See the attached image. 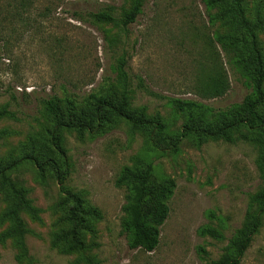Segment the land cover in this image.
Segmentation results:
<instances>
[{
	"label": "rangeland",
	"instance_id": "obj_1",
	"mask_svg": "<svg viewBox=\"0 0 264 264\" xmlns=\"http://www.w3.org/2000/svg\"><path fill=\"white\" fill-rule=\"evenodd\" d=\"M246 0L252 18L256 3ZM136 0H0V165L35 152L57 157L51 143L52 116L44 100H58L64 113L74 101L77 113L92 109L91 94L118 101L126 92L128 110L159 117L166 139L177 134L188 117L212 118L217 109L241 102L250 91L241 69V53L217 36L232 33L229 21L216 17L218 8L203 0H141L135 20L124 25ZM109 9L118 23L87 14ZM264 52V30L259 33ZM124 61L126 79L117 68ZM219 79L228 90L212 96ZM179 101L186 102L184 104ZM69 173L66 184L81 194L88 208L83 251L66 252L53 245L55 235L70 227L66 201L54 172L40 177L29 161L8 175L26 190L38 217L22 212L27 225L28 259L15 237L3 238L11 223L3 214L12 203L0 189V264H212L232 251V241L246 215L254 211L252 195L262 186L263 151L256 141L185 137L179 150L155 147L147 132L114 118L96 135L81 137L62 131ZM147 162L158 181L174 182L167 200L169 216L153 251L132 248L124 228L129 186L117 185L124 168ZM1 188V186H0ZM214 229L219 236L204 233ZM27 259V260H26ZM240 264H264V216Z\"/></svg>",
	"mask_w": 264,
	"mask_h": 264
},
{
	"label": "trees",
	"instance_id": "obj_2",
	"mask_svg": "<svg viewBox=\"0 0 264 264\" xmlns=\"http://www.w3.org/2000/svg\"><path fill=\"white\" fill-rule=\"evenodd\" d=\"M209 8H218L216 17L229 21L234 30L217 36V39L226 46H232L241 53L239 60L241 69L248 77L250 91L241 102L234 103L224 109H217L212 118L195 114L192 102H188V117L185 124L177 134L170 137L171 143L163 145L165 125L159 117H148L144 112L136 114L128 110V96L124 92L118 101L107 97L91 94L92 109L77 113L73 108L74 101H68V111L64 113L58 100L49 98L44 100L46 110L52 116L53 128L50 131L51 143L55 147L57 157L44 156L40 153L30 152L19 159L11 160L0 165L1 190L7 192L12 203L3 214V219L11 223V228L6 230L2 237H15L20 246L19 261L28 259V250L25 235L27 225L22 217V212H28L32 217H38V210L26 196V190L19 187L8 175V172L24 161H29L38 170L40 177H44L47 170L54 172L60 184V190L66 201L71 203L66 219L70 223L67 230L57 233L53 245H64L66 252L83 251L86 244L83 233L87 229V216H99L95 208H88L81 194L74 191L66 184L69 173V162L66 149L62 145V131L75 130L81 137L85 133L96 135L103 131L106 123L114 118L124 119L133 129L145 131L152 144L161 149L179 150L178 144L185 137H193L199 143L209 139H223L227 142L237 140L256 141L263 151L261 166L262 186L252 195L251 205L254 211H249L243 226L238 229L235 240L232 241V251L224 254L220 259L213 260L212 264H240L252 239L262 224L264 216V52L259 38V33L264 30V4L256 3L252 18L247 15L246 0H203ZM141 0H136L133 8L125 13L122 20L124 25L133 22L140 12ZM87 14L104 22L118 23L119 19L109 9L90 10ZM124 61L117 68L118 74L124 79L126 72ZM126 79V78H125ZM229 88L227 80L219 79L209 89L212 96H221ZM184 104L186 102L179 101ZM12 114L4 106L0 116ZM3 132H0V134ZM154 165L147 162L132 170L124 168L117 185L129 186L128 202L124 209L127 218L124 228L131 232L132 248L142 247L153 251L159 243L160 228L169 216L170 208L167 200L172 196L174 182L170 179L158 181L153 175ZM85 229V230H84ZM204 233L219 236L214 229H205ZM26 259V260H27ZM87 264H98L95 258H83Z\"/></svg>",
	"mask_w": 264,
	"mask_h": 264
}]
</instances>
